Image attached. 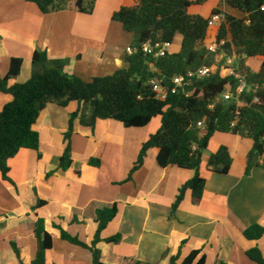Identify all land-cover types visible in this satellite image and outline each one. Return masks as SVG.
Returning a JSON list of instances; mask_svg holds the SVG:
<instances>
[{
  "label": "crops",
  "instance_id": "obj_1",
  "mask_svg": "<svg viewBox=\"0 0 264 264\" xmlns=\"http://www.w3.org/2000/svg\"><path fill=\"white\" fill-rule=\"evenodd\" d=\"M137 3L97 0L92 15L75 9L45 15L27 0H1L0 78L7 76L11 59L20 58L21 74L10 84L27 82L36 51H46L53 60L68 61L66 72L86 81L126 69L133 35L113 22L112 15ZM204 4L210 6L211 13L220 10L244 16L227 2L206 0ZM202 5L192 7L190 13L208 18L199 11ZM212 35V31L208 33L206 44ZM11 101L10 95L0 93V112ZM78 109L77 102L67 107L48 104L33 127L39 134V150L22 149L9 160L11 182L0 174V264H19L12 243L17 245L23 264L33 263L38 219L45 220L46 230L54 236L46 264H91V252L62 240L53 224L91 245L98 230L97 211L113 205L118 213L101 238L120 235L121 241L98 244L105 264H169L176 256L181 263L193 251L201 252L195 264L204 255L206 264H257L246 255L256 247L264 256V237L249 241L243 236L253 224L264 226V169L254 168L245 175L252 140L216 133L202 159L200 174L206 180L202 200L193 203L188 190L173 212L179 189L194 177V171L175 166L162 169L157 163L158 150L150 149L144 165L128 180L143 144L161 128V117L143 128L100 120L93 130L75 120L71 138L74 166L64 171L58 168V159L65 152L64 134L71 115ZM221 146H226L233 158L227 175L213 173L207 166L210 155ZM91 159L100 160L101 166L89 165ZM38 201L46 204L33 210Z\"/></svg>",
  "mask_w": 264,
  "mask_h": 264
},
{
  "label": "trees",
  "instance_id": "obj_2",
  "mask_svg": "<svg viewBox=\"0 0 264 264\" xmlns=\"http://www.w3.org/2000/svg\"><path fill=\"white\" fill-rule=\"evenodd\" d=\"M1 1V0H0ZM35 4L42 14H53L68 9L92 15L97 0H27ZM134 7H121L112 15V21L119 23L123 30L133 35L132 47L140 48L148 42L173 44L177 35H181V48L162 58H153L138 51L127 55L126 69H121L110 76L96 77L86 81L66 72L68 61L53 60L46 51H36L32 58L33 72L25 83L10 84L21 74L23 60L12 58L7 76L0 78V93L8 94L12 101L0 112V174L5 181L9 177V160L22 149L39 150V134L33 129L40 113L48 104L67 107L77 102L79 109L70 118L69 128L64 134L65 152L58 159V168L64 171L72 168L71 138L74 121L80 125L95 129L100 120H115L127 128L146 127L154 118L161 117V128L145 142L138 159L131 170L128 180L145 162L147 152L157 149V163L165 169L175 166L179 169L195 172L194 177L178 191L172 205L175 212L182 203L186 191L192 192L193 203L202 200L206 180L200 169L204 153L216 133L240 136L253 141L249 153L245 175L254 168L264 169V0H226L227 4L244 16L236 18L225 14L226 23L221 27L218 41L227 40L223 49L230 55L238 56V71L245 76L250 90L241 100L244 105L238 107L236 102H224L220 96L228 89L237 90L238 83L233 77H222L220 73L191 86V94L186 96L179 92L168 93L166 100H158L149 82L159 76L170 85L176 75L185 74L203 66L216 64V53L207 49L209 26L208 18L191 14V8L199 6L206 0H137ZM220 11L213 10L212 13ZM229 39V41H228ZM262 60L258 71L248 65V59ZM152 65L157 72L152 71ZM239 110L235 126L236 113ZM202 123L203 127L198 124ZM233 164V158L226 146L211 154L208 169L216 174L227 175ZM89 165L100 167L98 159H91ZM77 173L80 172L77 170ZM53 171L47 174L50 177ZM46 204L38 201L36 210ZM118 213L117 205L97 211L98 230L91 245L81 242L53 224L60 231V237L73 245L89 250L93 260L91 264H105L100 242L119 243L117 235L106 240L101 233L113 221ZM38 242L37 252L32 264H46V253L53 248V234L46 230L45 220L38 219L34 230ZM249 241H259L264 237V226L253 224L243 231ZM19 264L20 251L12 243ZM200 251H193L179 263V256L172 257L169 264H195ZM248 258L264 264V256L256 247L247 251ZM130 264H148L130 261ZM196 264H206L202 256ZM219 264H226L220 262Z\"/></svg>",
  "mask_w": 264,
  "mask_h": 264
},
{
  "label": "built area",
  "instance_id": "obj_3",
  "mask_svg": "<svg viewBox=\"0 0 264 264\" xmlns=\"http://www.w3.org/2000/svg\"><path fill=\"white\" fill-rule=\"evenodd\" d=\"M218 1L222 3L226 2V0ZM208 22L209 33L212 31L213 35L211 39L212 41L207 44V49L209 52L217 54L216 64L212 66H203L194 70H189L185 74L176 75L171 79L170 85L159 76L153 77L149 84L158 100H166L167 95L171 90L172 92H179L188 96L191 94L190 88L195 82L220 73L222 77H233L238 83L236 91L228 88L220 96V99L224 102H236L238 107L244 105L241 97L244 93L250 90V87L246 82L245 76L238 71V56L236 54L230 55L225 49H223L227 40L218 41V35L221 27L226 23L225 13L222 11L218 13H211L208 17ZM172 45L173 44L171 43L148 42L143 44L139 49L129 46L127 48V55H132L141 51L143 54L151 56L155 59L162 58L171 53ZM151 68L152 71L157 72L153 65ZM239 115L240 112L238 110L236 113V120L232 123V126H235ZM198 126L203 127L202 123H199Z\"/></svg>",
  "mask_w": 264,
  "mask_h": 264
},
{
  "label": "rangeland",
  "instance_id": "obj_4",
  "mask_svg": "<svg viewBox=\"0 0 264 264\" xmlns=\"http://www.w3.org/2000/svg\"><path fill=\"white\" fill-rule=\"evenodd\" d=\"M218 1V0H216ZM199 11L202 13V15L204 16H210L211 12H210V6L208 4H204L202 5V7H200ZM236 18L240 19L243 18L242 15H236ZM181 35H177L174 39L173 45H172V51L177 50L180 48L181 45ZM262 60L260 58H253V59H248V65L251 69H253L254 71H257L260 68Z\"/></svg>",
  "mask_w": 264,
  "mask_h": 264
}]
</instances>
